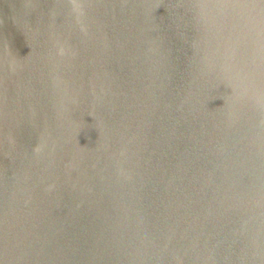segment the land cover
<instances>
[{
	"label": "water",
	"instance_id": "water-1",
	"mask_svg": "<svg viewBox=\"0 0 264 264\" xmlns=\"http://www.w3.org/2000/svg\"><path fill=\"white\" fill-rule=\"evenodd\" d=\"M0 264H264V0H0Z\"/></svg>",
	"mask_w": 264,
	"mask_h": 264
}]
</instances>
